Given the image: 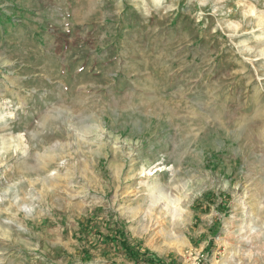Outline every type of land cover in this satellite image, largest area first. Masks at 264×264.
Masks as SVG:
<instances>
[{
    "label": "rangeland",
    "instance_id": "1",
    "mask_svg": "<svg viewBox=\"0 0 264 264\" xmlns=\"http://www.w3.org/2000/svg\"><path fill=\"white\" fill-rule=\"evenodd\" d=\"M0 264H264V0H0Z\"/></svg>",
    "mask_w": 264,
    "mask_h": 264
},
{
    "label": "trees",
    "instance_id": "2",
    "mask_svg": "<svg viewBox=\"0 0 264 264\" xmlns=\"http://www.w3.org/2000/svg\"><path fill=\"white\" fill-rule=\"evenodd\" d=\"M121 242H120V244L122 245V247L124 248V252H125V254L129 257V258H134V257H136L137 255H139V252L138 251H136V250H134V248H132V247H130V246H128L127 245V243L125 242V240H124V238H121V240H120ZM143 254H149V252L147 251V250H145L144 252H143ZM154 261V259L153 258H149V261ZM151 261V262H152Z\"/></svg>",
    "mask_w": 264,
    "mask_h": 264
}]
</instances>
